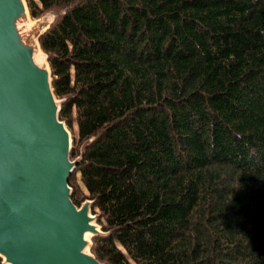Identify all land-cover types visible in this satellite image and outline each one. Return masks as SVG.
<instances>
[{
  "label": "trees",
  "instance_id": "trees-1",
  "mask_svg": "<svg viewBox=\"0 0 264 264\" xmlns=\"http://www.w3.org/2000/svg\"><path fill=\"white\" fill-rule=\"evenodd\" d=\"M103 264H264V0H26ZM0 264H7L0 256Z\"/></svg>",
  "mask_w": 264,
  "mask_h": 264
},
{
  "label": "water",
  "instance_id": "water-1",
  "mask_svg": "<svg viewBox=\"0 0 264 264\" xmlns=\"http://www.w3.org/2000/svg\"><path fill=\"white\" fill-rule=\"evenodd\" d=\"M26 7L0 0V256L7 264H103L91 252L101 233L93 202L72 199L77 161L51 68L36 61V44L19 26Z\"/></svg>",
  "mask_w": 264,
  "mask_h": 264
},
{
  "label": "rangeland",
  "instance_id": "rangeland-1",
  "mask_svg": "<svg viewBox=\"0 0 264 264\" xmlns=\"http://www.w3.org/2000/svg\"><path fill=\"white\" fill-rule=\"evenodd\" d=\"M29 14H30V18H31L30 26L27 27L26 26V22H25V25L23 26V28H21L22 35L24 36V38L27 41H30L31 43L32 42L35 43L36 47H38V44L40 42L39 41V38H40L39 36L51 26V24L53 23V21L55 19V15L53 13H47V14L43 15L42 17L33 18L31 16V13H29ZM43 54L45 56V59H44V61H42V65L48 67V65L50 66V63L48 61L47 54L44 51H43ZM72 137H73V135H72ZM94 216H96V215H94ZM95 223L100 228V226L97 223V221H95Z\"/></svg>",
  "mask_w": 264,
  "mask_h": 264
},
{
  "label": "bare ground",
  "instance_id": "bare-ground-1",
  "mask_svg": "<svg viewBox=\"0 0 264 264\" xmlns=\"http://www.w3.org/2000/svg\"><path fill=\"white\" fill-rule=\"evenodd\" d=\"M30 21H31L30 14H29L28 9H27V7H26V15H25V18H23L22 20H20V22H19V26H20L21 28H23V26L25 25V22H26V26L29 27V26H30ZM28 24H29V25H28ZM35 59H36V61L39 62L40 64H42V61H44V59H45V56H44V54H43L42 49L39 47V44H38V47H37L36 52H35ZM92 223L95 224V221L93 220ZM96 226H97V225H96ZM97 228H98V227H97ZM91 235H92V232H88V233L86 234V238H87V240H89V242H90ZM86 250H88V247L86 248Z\"/></svg>",
  "mask_w": 264,
  "mask_h": 264
}]
</instances>
